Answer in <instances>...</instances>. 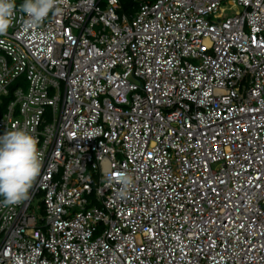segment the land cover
Segmentation results:
<instances>
[{
  "label": "built area",
  "instance_id": "2783aa9c",
  "mask_svg": "<svg viewBox=\"0 0 264 264\" xmlns=\"http://www.w3.org/2000/svg\"><path fill=\"white\" fill-rule=\"evenodd\" d=\"M23 2L0 135L41 170L0 197V264H264V0Z\"/></svg>",
  "mask_w": 264,
  "mask_h": 264
},
{
  "label": "clouds",
  "instance_id": "9594fccd",
  "mask_svg": "<svg viewBox=\"0 0 264 264\" xmlns=\"http://www.w3.org/2000/svg\"><path fill=\"white\" fill-rule=\"evenodd\" d=\"M65 0H24L20 9L33 23H39ZM16 0H0V34L11 26ZM41 170V153L38 140L24 129L0 135V197L4 204H16L26 199ZM124 185L119 195L124 196L132 178L120 177Z\"/></svg>",
  "mask_w": 264,
  "mask_h": 264
},
{
  "label": "trees",
  "instance_id": "16d2710c",
  "mask_svg": "<svg viewBox=\"0 0 264 264\" xmlns=\"http://www.w3.org/2000/svg\"><path fill=\"white\" fill-rule=\"evenodd\" d=\"M122 2L125 6V9H131L132 4H131L130 0H122Z\"/></svg>",
  "mask_w": 264,
  "mask_h": 264
}]
</instances>
